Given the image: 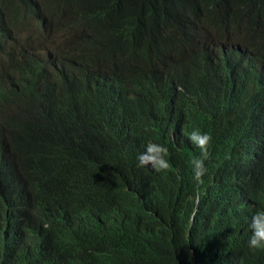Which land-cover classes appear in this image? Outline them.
I'll return each mask as SVG.
<instances>
[{
	"label": "trees",
	"instance_id": "16d2710c",
	"mask_svg": "<svg viewBox=\"0 0 264 264\" xmlns=\"http://www.w3.org/2000/svg\"><path fill=\"white\" fill-rule=\"evenodd\" d=\"M208 37L264 65V0H0V264H33L38 247L39 264H264L247 245L252 211L210 182L236 178L257 113L224 120L236 153L212 137L198 205L183 163L138 168L120 140L156 99L177 129L228 116L202 109L209 75L178 59ZM109 104L136 113L132 133L112 128Z\"/></svg>",
	"mask_w": 264,
	"mask_h": 264
},
{
	"label": "bare ground",
	"instance_id": "6f19581e",
	"mask_svg": "<svg viewBox=\"0 0 264 264\" xmlns=\"http://www.w3.org/2000/svg\"><path fill=\"white\" fill-rule=\"evenodd\" d=\"M148 44L155 51L162 50L155 42L150 41ZM22 49L25 52L23 46ZM164 52L167 54L166 51ZM179 53L178 59H184L195 67H202L205 75H209L204 86L205 105L202 109L211 113L223 114L228 112V116H222L219 119H206L205 129L200 127L197 118L193 116L186 130L176 132L167 128L164 116L165 104L156 99L151 104L150 111L142 118L137 131L120 140L123 142L125 150L133 158H136L137 153L143 150L146 141L151 140L167 145L177 155H173V158L168 157L171 167H177L176 165L183 163L186 173L190 176L188 181H191L190 161L193 156L198 155L199 150L188 141L187 133L189 131L193 128H199L202 131H208L211 137L226 138L230 144L231 154L237 152L236 140L235 137L226 136V129L223 128L224 120L230 121L231 117L232 122L233 119L236 120L239 117L241 112L243 114L238 124L246 123L250 113L253 112L264 120V65L260 62L256 64L252 59L236 57L231 45L226 41H215L210 37L204 38L200 44L193 43L181 46ZM250 119L253 120V115ZM239 138L242 152L233 166L242 169L233 172L237 175L236 178L230 177L228 180L225 178L219 180L211 174L210 182L224 185L225 193L231 200L226 196L224 198L229 203L236 204L244 211H254L264 207V125L257 126L252 135L239 134ZM205 165L207 169L209 165L217 166L211 144ZM145 168L152 171L149 167ZM245 169H247L246 173ZM163 172L166 171L156 172V174ZM87 175L91 177L94 174L87 172ZM186 179L187 176L185 175L182 176L181 180L178 178L179 184L184 185L183 182H186ZM167 181L169 183L170 179ZM140 192L139 190L137 193ZM233 239L236 237L233 236ZM16 241L19 242V239ZM20 245L25 246L23 243ZM36 255L33 264H39L41 256L44 258L42 249L40 250L39 247Z\"/></svg>",
	"mask_w": 264,
	"mask_h": 264
},
{
	"label": "clouds",
	"instance_id": "9594fccd",
	"mask_svg": "<svg viewBox=\"0 0 264 264\" xmlns=\"http://www.w3.org/2000/svg\"><path fill=\"white\" fill-rule=\"evenodd\" d=\"M177 91L186 96V93L177 87ZM106 117L112 126L118 132L132 133L138 121V117L130 108L117 104L107 106ZM167 128L181 132L185 127L180 126L178 129L171 123H166ZM188 141L199 150L198 155L192 157L191 174L192 180L196 185L195 191L191 197L193 204L198 205L203 191L200 185L203 183V177L207 172L205 161L209 156L211 144V134L208 131H202L199 128H193L187 133ZM169 148L167 145L154 141H146L142 151L136 155V166L138 168L149 167L155 172H162L171 169ZM196 208L192 209V216L195 215ZM249 235L247 245L250 249L264 250V207L252 211L249 217H246ZM1 227V225H0Z\"/></svg>",
	"mask_w": 264,
	"mask_h": 264
}]
</instances>
